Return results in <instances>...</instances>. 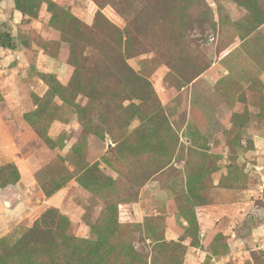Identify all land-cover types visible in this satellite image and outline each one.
Wrapping results in <instances>:
<instances>
[{"label": "rangeland", "instance_id": "1", "mask_svg": "<svg viewBox=\"0 0 264 264\" xmlns=\"http://www.w3.org/2000/svg\"><path fill=\"white\" fill-rule=\"evenodd\" d=\"M155 1L0 0V264H264V0Z\"/></svg>", "mask_w": 264, "mask_h": 264}, {"label": "trees", "instance_id": "2", "mask_svg": "<svg viewBox=\"0 0 264 264\" xmlns=\"http://www.w3.org/2000/svg\"><path fill=\"white\" fill-rule=\"evenodd\" d=\"M155 2L158 5H161L163 3V0L162 1L161 0H156ZM0 45L5 46V47L11 46V39H10V36H9L8 33L2 34L0 32ZM115 57L120 61V64H121L122 68H127L126 63H125L124 59H122L121 56L119 57V55H115ZM128 70H129V68H128ZM45 211L54 214L53 215L54 222H55V225L58 226V224L60 222L59 221L60 219L58 218V220H57V211L55 209H51V208H48ZM53 224H52L51 228L47 229V226L42 225V224L40 225V223H38V221H37L35 223V225L30 229L29 233L26 234L25 236H27V235L28 236H34V235L46 236V235L50 234L53 231V229L55 227V226H53ZM80 257H83V256H80ZM79 262H81V258H79Z\"/></svg>", "mask_w": 264, "mask_h": 264}]
</instances>
